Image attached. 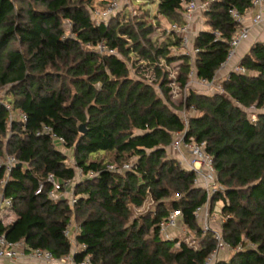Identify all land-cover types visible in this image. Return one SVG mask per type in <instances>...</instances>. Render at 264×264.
<instances>
[{"label":"trees","instance_id":"1","mask_svg":"<svg viewBox=\"0 0 264 264\" xmlns=\"http://www.w3.org/2000/svg\"><path fill=\"white\" fill-rule=\"evenodd\" d=\"M157 1L158 18L186 22L190 0ZM90 4L0 0V157L14 155L22 163L10 175L0 168V197H13L18 214L8 225L0 220V233L57 258L73 255L75 264L87 256L94 264H205L218 242L212 231L203 233L195 214L207 192L195 185L194 170L169 155L175 134L185 129L178 113L184 101H170L171 80L161 63L181 60L176 80L184 88L191 57L174 54L182 40L168 27V36L154 42L147 15L97 24ZM231 7L245 12L252 0H213L203 11L209 28L193 33L200 48L194 61L199 78L212 79L227 58L239 29ZM215 31L221 33L218 40ZM100 43L117 55L98 51ZM133 54L139 61H131ZM240 63L246 72H231L222 82L224 94L191 90L185 102L198 111L187 137L206 142L221 186L211 198V211L223 203L224 239L233 247L243 245L215 264H264V110L250 109L264 108V42L254 43ZM142 69L153 70V82L143 78ZM46 124L64 137L62 145L72 149L76 166L57 141L37 135ZM132 158L131 170L107 168ZM79 168L83 178L77 177ZM50 174L76 181L75 204L50 199ZM148 198L154 208L137 214ZM172 210H181L179 221L196 236L192 244L161 233L160 223ZM71 221L80 227L77 243L86 245L74 254L64 234Z\"/></svg>","mask_w":264,"mask_h":264},{"label":"built area","instance_id":"2","mask_svg":"<svg viewBox=\"0 0 264 264\" xmlns=\"http://www.w3.org/2000/svg\"><path fill=\"white\" fill-rule=\"evenodd\" d=\"M107 4L102 7L93 8L94 18L97 24L101 22H107L110 18L112 12H115L119 9V4L121 0H106ZM213 0H190L185 3V12L184 18L185 23L178 24L172 23L170 24L168 30L174 31L182 40V46L177 49L184 54L190 55L192 61V67L189 72V81L187 85L182 88L180 84L177 82V75L173 79L170 78L169 86L172 88V92H174L175 85H177L181 89H185L186 96L182 101H184L182 109L178 110L180 113L182 121L184 123L185 129L183 131H179L175 134V138L172 142L171 147L174 150L181 152L185 150L192 156L191 161H186L189 169H192L196 173L195 177V185L204 189L207 192V201L199 206L196 211V217L199 220L203 233L212 231L214 233V237L216 238L218 245L217 249L207 258L205 264H215L221 255L222 250L226 251H238L243 248V245L232 246L228 243L223 236L221 230V224L219 227H215L212 225L211 220L213 217L211 211V198L212 196L219 191L220 185L218 184V177L214 167L213 156L206 150V142H199L193 136L187 137V131L189 127L190 119L198 114V111L194 105L187 106L186 99L191 90L196 93H204V94H213V93H225L224 86L222 82L229 78L231 72L245 73L246 68L241 65L240 61L237 60L238 50L241 45L250 37L252 28L256 27H264V0H252V7L245 12H241L236 8L231 7L229 9L230 14L233 19L239 24V29L236 34L231 39L230 50L227 55L226 60L221 64L218 72L212 79L207 78H199L197 76L196 68H195V57L197 53L200 51L199 47L194 45L193 33L194 30V22L196 15L207 10ZM251 16V25L246 23L247 17ZM67 26H71V21L68 19L66 21ZM216 36V40L221 38L220 31L214 32ZM98 51L101 53H109L117 55V51L115 49L108 48L104 43H100L97 46ZM192 87H196V89H192ZM199 89V90H197ZM202 90V91H201ZM10 109V105L8 106ZM251 110H259L254 106L250 108ZM24 119H27L26 115H23ZM13 117L11 116V119ZM257 116L255 113L251 114V120L255 121ZM37 135H49L55 141L59 143H64V137L58 135L54 128L51 125H44L39 131H37ZM183 155V153H180ZM184 156V155H183ZM19 163L18 159L14 155H6L4 157H0V168L5 167L7 174H11L13 168ZM107 168L111 171H127L133 168V164L130 162H125L122 166H117L113 163L107 165ZM79 174L78 177H83V171L79 168L77 171ZM94 173L91 172L89 177H93ZM9 179V176L6 180H3L5 183ZM48 181L53 184V187L49 193V197L53 201H58L60 199H69V188H73L76 181L75 180H63L59 181L53 174H50L48 177ZM43 188V183L40 184L39 190ZM74 193V192H73ZM78 200V197L72 195L71 203L75 204ZM13 209V197H5L1 195L0 197V218H4L3 212L10 211ZM182 216L181 210H172L167 218H165L160 223V231L166 237L169 238L167 232L171 228H177L179 219ZM224 220V219H223ZM80 231V227L74 223L70 222L69 226L64 230V234L74 240L75 249H86V245L78 244L76 241V236ZM190 242V241H188ZM192 244V241L190 242ZM194 244V243H193ZM8 259L12 261L13 264H28V263H40V264H75L72 255L64 256L62 258H57L53 252L44 248H32L28 249L24 241H11L9 240L5 234L0 233V260ZM77 264H94L91 260L90 256L84 258L81 262Z\"/></svg>","mask_w":264,"mask_h":264},{"label":"rangeland","instance_id":"3","mask_svg":"<svg viewBox=\"0 0 264 264\" xmlns=\"http://www.w3.org/2000/svg\"><path fill=\"white\" fill-rule=\"evenodd\" d=\"M106 2H107L106 0H91L90 6H92L93 8H94V6L102 7L105 5ZM157 4H158L157 0H121L120 4H119V9L116 10L115 12H112V14H111L110 18L107 20V22L112 20V18H114V17H116V18L119 17L120 22L127 23L129 21L136 19L138 15H147L148 21H150L153 25V32L151 33L150 38L156 43H161V41H163V39H165L168 36V32H167L166 28L167 27L169 28L170 24L167 20L163 19L161 16H159L160 18H158L156 16L157 15V9H158ZM174 54L179 55L180 51H178ZM131 61L134 62V61H139V60H138V57L135 54H133L131 57ZM141 63L142 62H140L139 64H141ZM161 63H162V65H164L165 69L168 71L169 78L174 79L176 77V75L178 74V72L180 71L181 60L174 61L171 64H166L165 61H162ZM142 71H143L142 73L145 74V76L143 75L144 76L143 78L146 81H150V82L154 81L153 79L155 77V74H154L152 69H144V70L142 69ZM192 89H196V87H192ZM197 90H199V89H197ZM173 91L174 92H172V94H170V98H171L170 101L174 105H178L186 96L185 89H181L177 85H175V88ZM4 95H5V91H2L1 96H4ZM57 145H58L59 149L63 150L65 153L68 154V159H69L68 163L70 165L76 166V162L74 159L72 149H69V148L65 147L64 145H59V144H57ZM180 153H183L184 156L181 155ZM169 155L173 156L179 160L182 159V161H183L182 164L184 166H188L187 162H186L187 160L188 161L192 160V156L188 152H186L185 150H182L181 152H179L177 150H174L172 147H171V149H169ZM96 156H98V155H94L93 157H96ZM107 159L111 160L112 155H108ZM134 160H135V158H132V159H130L129 162L133 164ZM78 176H79V174H77V177ZM72 195L76 196L75 185L72 189L69 190V202H71ZM77 197H79V196H77ZM220 206H221V201H219V203L215 204L214 211L212 213V214H215V216H216V218L212 217V220H211L212 225L215 227H219V223H220L219 221L222 220L224 217L222 215L221 210H220ZM152 207L154 208V202L151 198H148L147 201L145 202V204L140 209H138V208L136 209V213L137 214L144 213V212L148 211L149 209H151ZM185 227L186 226H184L179 221L176 230L180 231V232L182 231L181 232V238H185V239H187V241L196 239V236L194 235L193 232H192V234H190L188 231L183 233L184 230H182V229ZM224 251H226V250H222V252H224ZM232 252L233 251H231V253ZM55 264H61V263L57 262Z\"/></svg>","mask_w":264,"mask_h":264},{"label":"crops","instance_id":"4","mask_svg":"<svg viewBox=\"0 0 264 264\" xmlns=\"http://www.w3.org/2000/svg\"><path fill=\"white\" fill-rule=\"evenodd\" d=\"M251 22H252L251 21V16H248L246 23L248 25H251ZM208 28L209 27L204 22L203 12L198 13L196 15L195 22H194L195 34H197L198 32H200L202 30L208 29ZM256 42H264V27L263 28H261V27H256V28L253 27L252 28L250 37L241 45V47L238 50L237 60L240 61L241 58L244 56V54H246L248 52V50L250 49V47ZM58 144L62 145L61 143H58ZM98 155H103V153L98 154ZM179 161L181 163L183 162L182 159H180ZM186 167L189 168L188 166H186ZM79 178H81V177H79ZM70 189H72V188H69V190ZM60 200H63V199H60ZM60 200H58V201H60ZM217 203H219V201ZM222 205H223V203L221 202L220 210L222 209ZM213 215H214L213 217L216 218L215 214H213ZM3 216H4V218H0V220L5 225L13 223L18 218V214L16 213V211L14 209H12L10 211H4L3 212ZM223 219H224V217H223ZM223 219L219 221L221 224H222ZM220 223H219V226H220ZM182 230H184L183 233L189 231L186 227L183 228ZM179 232L180 231H177L176 228H171V229L168 230L167 235L170 238H173V237L175 238L177 236L181 237V232L182 231L180 233ZM76 251H77V249H75L74 240L72 239V253L74 254ZM230 253H231V251L222 252L219 259H224V260L229 259L230 256H231ZM0 264H13V263H12V261H10L8 259H5V260H0ZM28 264H36V263H28Z\"/></svg>","mask_w":264,"mask_h":264},{"label":"water","instance_id":"5","mask_svg":"<svg viewBox=\"0 0 264 264\" xmlns=\"http://www.w3.org/2000/svg\"><path fill=\"white\" fill-rule=\"evenodd\" d=\"M80 130H81V132H84L85 131L84 125H81ZM18 165L19 166H22V163H18Z\"/></svg>","mask_w":264,"mask_h":264}]
</instances>
